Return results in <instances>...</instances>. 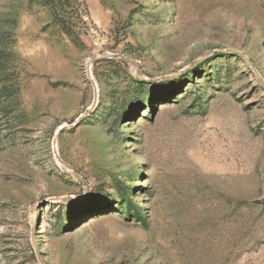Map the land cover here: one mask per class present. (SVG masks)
Masks as SVG:
<instances>
[{"label": "rangeland", "instance_id": "rangeland-1", "mask_svg": "<svg viewBox=\"0 0 264 264\" xmlns=\"http://www.w3.org/2000/svg\"><path fill=\"white\" fill-rule=\"evenodd\" d=\"M226 50L264 79V0H0V264H264V83Z\"/></svg>", "mask_w": 264, "mask_h": 264}, {"label": "water", "instance_id": "water-1", "mask_svg": "<svg viewBox=\"0 0 264 264\" xmlns=\"http://www.w3.org/2000/svg\"><path fill=\"white\" fill-rule=\"evenodd\" d=\"M226 52L227 53H231V54H233V55H238V56H240V57H242L244 60H245V62H247L250 66H252L253 68H254V70L256 71V73H257V76H258V78H259V80L261 81V82H263L264 83V79L261 77V75L258 73V71L256 70V68H255V66L252 64V62L250 61V59L248 58V57H246V56H244L242 53H240V52H237V51H234V50H226ZM109 57H111V58H120V59H123L124 61H128V62H131L132 64H134L135 65V62L133 61V60H131V59H129V58H125V57H123V56H121V55H115V54H113V55H110ZM96 60H94V62H95ZM89 70V72H88V74H89V78L91 79V84H92V86H93V88H94V90L96 91V96H95V103H96V101H97V99H98V96H97V92H98V90L96 89V83L93 81V79H92V74H91V70L90 69H88ZM138 79L139 80H142V81H146V79L145 78H141V77H138ZM95 105V104H94ZM93 108H94V106L93 107H91L90 109H89V111L88 112H86L84 115H82V116H80L79 117V119H77V121L74 123V124H72V125H70L69 127H63V128H61V129H59V132H58V135H60L63 131H64V129H66V128H70V129H74V128H77V127H79L86 119H88L89 118V116L92 114V112L94 111L93 110ZM56 145H57V141L55 140V142H54V151H55V155H56V158H57V160L66 168V169H68V170H72L73 172H74V174H75V176L84 184V185H86V183H85V181H84V179L81 177V175L71 166V165H69V164H67L63 159H62V157H61V155L59 154V151L57 150V148H56ZM68 199H73V197H71V198H68ZM38 256H39V261H40V264H45V262L43 261V259L41 258V255L40 254H38Z\"/></svg>", "mask_w": 264, "mask_h": 264}, {"label": "trees", "instance_id": "trees-1", "mask_svg": "<svg viewBox=\"0 0 264 264\" xmlns=\"http://www.w3.org/2000/svg\"><path fill=\"white\" fill-rule=\"evenodd\" d=\"M142 84V83H141Z\"/></svg>", "mask_w": 264, "mask_h": 264}]
</instances>
